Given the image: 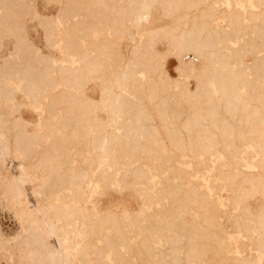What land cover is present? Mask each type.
Wrapping results in <instances>:
<instances>
[{"label": "bare ground", "instance_id": "1", "mask_svg": "<svg viewBox=\"0 0 264 264\" xmlns=\"http://www.w3.org/2000/svg\"><path fill=\"white\" fill-rule=\"evenodd\" d=\"M221 1L62 0L49 16L0 0V51L23 14L0 56V197L18 219L0 264H264V0ZM107 187L134 193L133 216L102 205Z\"/></svg>", "mask_w": 264, "mask_h": 264}, {"label": "rangeland", "instance_id": "2", "mask_svg": "<svg viewBox=\"0 0 264 264\" xmlns=\"http://www.w3.org/2000/svg\"><path fill=\"white\" fill-rule=\"evenodd\" d=\"M50 2L51 1H49V3H48L47 0H36V4H37L39 11L44 13V14H47L49 16L55 15L60 8L62 0H57V1L52 0V3H50ZM218 4H217L218 8L222 7V9H224L227 7V4L225 3L224 0L219 2ZM222 9H220V10H222ZM254 10L260 11V10H262V8L255 7ZM22 17H23L22 13L17 14L18 19L16 20L15 23H13V26L10 27V29L12 30V33L10 32L9 35L5 36V38H4V46H3L2 50L0 51V56L8 55V52L13 50V42L15 41L16 35L18 32L17 23H18L19 19H22ZM157 19H158V23L166 22L162 18L157 17ZM24 21H25V23H24L25 33H26L27 37L36 46H38L44 54L49 55L51 57L58 58L59 57L58 51L55 48H52L48 45V43L44 37V32L42 31L37 20L34 19L31 21L28 18V19H24ZM220 22L223 25L225 24V21L223 18H220ZM13 32H15L14 35H13ZM122 40H123V48L127 54V53H129L130 43L128 42L127 38H123ZM232 44H234V42H232ZM157 48L159 50H163L165 48L164 41H159V43L157 44ZM16 57H17V59H16ZM20 57H19V55L14 54V56H12V60L16 59L18 62L23 61V58H20ZM245 61H247L248 63H251V57L245 56ZM175 65H176V59L174 56L171 55L167 60V71L174 78L177 77V71L175 70V67H176ZM191 87H193V82H191ZM87 91L92 97L98 98V95L100 92L98 82H95V81L90 82L88 84ZM16 92H17V98L21 103L20 111L16 113V116H18V117L21 116L24 121L29 122L30 126L28 128L32 129V128H34V125L38 121L39 114L37 111H39V110L34 105L31 104L30 99L25 95V93L22 90H17ZM22 105H24V106H22ZM99 114L102 118H106V114L103 110H100ZM17 165H18L17 161L13 157H11L9 162H8V166L11 168V171L17 172L18 171ZM61 170L64 171V169H61ZM107 189H108L107 190V197H104V199H103V203H102L103 206L109 207V208L113 207L116 210H119V213L122 212V210L128 209L129 212L132 213V216L135 214V212L138 209L139 200L134 195V193H132L129 190L118 193L114 190L109 189L108 187H107ZM32 190H33V188H32L31 184L26 185V192H27L29 201H31V203H36V198L34 197ZM221 195L223 197H227L229 194L226 191H221ZM97 196H95V197H97ZM95 197H94V199H95ZM97 198H99V196ZM67 200H69V197L67 198ZM70 203H73V202L70 201ZM250 203L252 204V207L255 209V207L258 203V199L254 198V199L250 200ZM123 225H125V224L123 223ZM0 227L5 234H11L18 228V219H17L15 211L9 210L4 205L1 197H0ZM122 227H124V226H122ZM129 227L131 228V226H129ZM130 228H127V226L124 227V229H127V230H130ZM216 264H224V263L218 262Z\"/></svg>", "mask_w": 264, "mask_h": 264}]
</instances>
